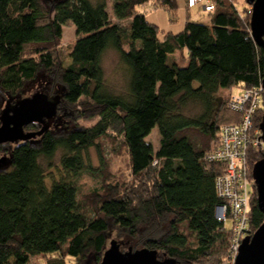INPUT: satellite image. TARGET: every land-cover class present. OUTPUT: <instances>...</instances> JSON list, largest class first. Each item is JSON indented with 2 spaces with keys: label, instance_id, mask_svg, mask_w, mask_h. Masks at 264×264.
Instances as JSON below:
<instances>
[{
  "label": "trees",
  "instance_id": "1",
  "mask_svg": "<svg viewBox=\"0 0 264 264\" xmlns=\"http://www.w3.org/2000/svg\"><path fill=\"white\" fill-rule=\"evenodd\" d=\"M149 1L110 0V13L109 0H0V106L40 74L58 76L63 91L58 113L71 122L47 127L12 148H5L12 142L0 145L10 155L8 166H0V264H30L32 257L54 254L76 264H100L115 229L136 241L129 250H157L169 264H231L230 229L216 216L215 177L224 166L205 155L219 145L223 124L240 121L228 108L232 94L223 90L263 83V49L252 36L250 10L244 17L234 0H214L210 23L187 20L181 32L162 38L158 25L138 10ZM159 4L177 9L176 0ZM70 21L77 39L71 62L63 66L58 46ZM109 48L126 68L125 93L106 86L102 55ZM183 49L188 63L181 66L174 56ZM189 103L200 105L201 112L185 115ZM95 117L92 126L77 123ZM263 118L264 108L257 126ZM37 125L27 129L33 132ZM156 127L158 149L147 140ZM111 131L123 137L131 173L144 184L138 189L109 184L90 210L78 182L96 170L89 151ZM59 151L57 177L43 162L54 168ZM263 154L250 149L251 167ZM263 222L255 186L252 233Z\"/></svg>",
  "mask_w": 264,
  "mask_h": 264
},
{
  "label": "rangeland",
  "instance_id": "2",
  "mask_svg": "<svg viewBox=\"0 0 264 264\" xmlns=\"http://www.w3.org/2000/svg\"><path fill=\"white\" fill-rule=\"evenodd\" d=\"M50 1V0H48ZM177 9L170 11L167 7L159 4V0H150L145 5L138 7L139 12L146 15L150 22L158 25L160 30V37L169 32L179 33L181 32L187 20L194 22H200L208 24L210 23L211 14L204 12L201 6L189 8L187 0H176ZM237 8L240 10L244 17L248 16L249 10L251 12V6L247 4L246 0H234ZM108 10L112 13V8L109 0ZM251 18V16H250ZM116 20V19H115ZM125 24L127 21H121ZM77 39L76 27L72 21L67 22L63 27V38L58 46V54L61 60V65L67 66L71 60L69 59V52ZM184 55V57H183ZM188 53L186 49L176 52L174 58L177 62L184 66L188 63ZM102 66L105 74V82L107 88L116 93H125L127 90V73L124 64L122 63L119 53L113 49H107L102 55ZM61 82L58 76L55 78L46 74H40L34 81H31L25 88V91L17 97L10 96L1 101V114L0 124L3 113L11 111L19 103V101L26 97H32L36 93L45 94L51 101L63 100V91L61 88ZM240 87H233L232 89L223 90L226 94H238L241 92ZM231 98V96H230ZM16 104L12 109L8 108V104ZM60 104V103H59ZM59 106V105H58ZM201 112V107L197 103H189L184 109V114L190 117H194ZM65 112H59L46 118L44 122L38 123L36 127H33L32 131L43 130L45 127L49 129H61L64 124L70 120L65 116ZM99 120L98 117L93 119L80 118L77 123L81 126H92ZM28 127L25 126V131L30 132ZM264 135V133H263ZM36 137V136H35ZM33 137V138H35ZM147 140L151 142L155 149L159 148L160 134L158 128H154L151 134L147 137ZM16 145V142L7 144L5 148H12ZM4 148H0V166H8L10 155L6 153ZM62 152L56 153L52 160V164L55 166L51 170L47 167V161H42L47 168V172L59 176V165ZM90 164L96 170L93 173H84L78 182L80 199L89 203V209L96 205L100 199V193H103L105 188L111 185H117L123 188L138 189L144 184L143 181L139 182L131 173L130 158L126 149L123 137L120 134L110 132L107 136L98 140V146L91 147L89 151ZM59 166V167H58ZM61 168V167H60ZM232 221L228 220L226 227L232 228ZM181 229L184 233L188 234L191 243L195 242L194 236L186 228V225H182ZM118 240L121 249L129 250L134 244L135 240L130 238L125 232L121 233L118 229L112 230L108 240V248L111 246L112 240ZM134 249V248H132ZM166 256L160 259H165ZM230 263V262H229ZM30 264H76V259L72 257H63L59 255H38L31 258Z\"/></svg>",
  "mask_w": 264,
  "mask_h": 264
},
{
  "label": "built area",
  "instance_id": "3",
  "mask_svg": "<svg viewBox=\"0 0 264 264\" xmlns=\"http://www.w3.org/2000/svg\"><path fill=\"white\" fill-rule=\"evenodd\" d=\"M187 4L189 8L201 6L202 11L208 13L215 9L214 0H187ZM228 108L241 115L240 121L220 127V143L206 153L205 160L224 166L222 173L215 177L219 198L216 216L225 228L227 221H232L228 259L235 264L244 238L253 234L250 219L256 185L250 149L257 148L264 152L263 131L256 125L260 110L264 108L263 83L232 94Z\"/></svg>",
  "mask_w": 264,
  "mask_h": 264
},
{
  "label": "water",
  "instance_id": "4",
  "mask_svg": "<svg viewBox=\"0 0 264 264\" xmlns=\"http://www.w3.org/2000/svg\"><path fill=\"white\" fill-rule=\"evenodd\" d=\"M251 6L250 28L256 43L264 53V0H246ZM264 60V54H263ZM264 86V78H263ZM60 100L51 101L45 94L36 93L19 101L13 110L3 113L0 124V145L25 141L41 134L43 130L26 132L25 126L42 123L57 113ZM264 133V118L260 125ZM264 137V135H263ZM258 206L264 213V154L253 167ZM170 259H160L157 250L138 249L121 251L116 242L111 243L100 264H169ZM235 264H264V222L251 235L246 236L239 249Z\"/></svg>",
  "mask_w": 264,
  "mask_h": 264
}]
</instances>
